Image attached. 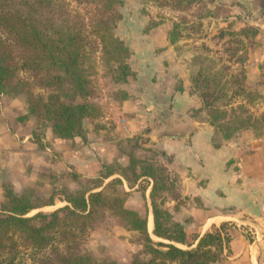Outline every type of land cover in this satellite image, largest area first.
Instances as JSON below:
<instances>
[{
    "label": "trees",
    "instance_id": "16d2710c",
    "mask_svg": "<svg viewBox=\"0 0 264 264\" xmlns=\"http://www.w3.org/2000/svg\"><path fill=\"white\" fill-rule=\"evenodd\" d=\"M72 1L75 8L65 0H0V95L25 96L27 114L19 120L35 121L31 135L38 148L46 145L43 141L47 127L52 129L54 139L86 142V121L97 120L103 115L102 106L93 97V81L89 74L95 64L107 68L116 84L127 83L134 74L128 63L129 47L115 33L122 19L120 8L124 1ZM149 1L183 10L204 2ZM174 37L175 34L170 44L176 41ZM201 77L199 74L195 82L204 90L201 92L202 110L208 111L209 124L224 139H231L240 130L253 128L254 122L249 125L252 116L242 113L243 107L228 111L217 106L222 100L218 94L222 89L216 88L210 93L206 88L209 84ZM238 83L248 87L247 75L244 74ZM116 98L123 103L129 95L119 91ZM132 138L123 142L129 143ZM131 144V149L137 146V143ZM161 154L166 155L165 152ZM128 164L127 167L117 166L116 170L108 163L102 164L96 175L88 177L72 173L71 179L77 189L67 192L55 182L46 200L36 194L33 187L18 191L11 183H3L0 264H27V259L29 264H115L97 261L82 249L98 222L111 218L142 235L144 251L149 258L144 262L136 257L137 264H214L219 261L224 243L229 241L226 225L190 241L183 226L174 221L157 200L159 190L168 191L167 184L173 182L171 170L168 172L167 167L157 165L154 158L136 160L132 153ZM126 171L133 172L134 181L153 180V233L161 241L154 240L148 233L145 218L125 206L126 193L119 192L118 187L125 181L131 184ZM174 176L178 180L177 175ZM56 194L63 196L60 200L66 205L51 213L39 211L28 216L34 210L55 205ZM23 250L29 251L26 259L21 256Z\"/></svg>",
    "mask_w": 264,
    "mask_h": 264
},
{
    "label": "rangeland",
    "instance_id": "374dc122",
    "mask_svg": "<svg viewBox=\"0 0 264 264\" xmlns=\"http://www.w3.org/2000/svg\"><path fill=\"white\" fill-rule=\"evenodd\" d=\"M65 1L75 8L72 0ZM123 1V6L120 8L122 19L118 23L115 33L129 47L128 63L134 74L127 83L116 84L111 79L107 68L100 64H93L94 68L89 70L93 81V97L102 106L103 115L97 120L86 121L87 139L86 144L81 148L87 154L91 151L90 154L98 157V154H95L94 145L91 143H100L103 139L112 138L116 140V143H113L114 146L110 150L108 149V160L102 162L100 167L107 163L115 170L117 166H129V154L132 153L136 160L154 158L157 165L161 164L167 167L168 172L171 170L172 172L169 173L173 182L167 184L168 191L159 190L157 200L162 204V208L172 215L173 220L183 226L190 236L189 240L193 242L194 237L200 235L203 229L200 225L192 223V216H188L187 209H191L196 203L181 192L180 174L172 168L174 159L171 160L172 156L166 152V155H162L161 153L164 151L150 145V135L154 134L153 131L143 130L133 136L126 137V132L122 131V128L120 130L117 128V121L121 119L119 107L122 101L118 100L116 95L119 91H126L129 98L139 97L148 101L147 92L149 94V91L147 90H151L154 85L155 87L166 85V87L170 86L175 90H183L184 79H189V92L197 98L200 105L198 109L193 110V115L202 116L209 123L208 111L202 110L201 92L204 91L203 87L199 86L198 88L195 82L201 74V79L205 80L209 86L201 82L200 84H204L210 93L216 88L222 89L218 93L222 100L216 103L217 106L228 111L241 106L244 108L242 113L248 112V115L252 116L249 125H253L252 122L255 124L253 128L240 130L228 140L224 139L222 134L211 126L214 129L213 143L215 145L218 143H250L251 140L256 139L264 143V95L256 85L247 87L245 84L239 85L238 83V81H242L244 74L247 75V65L250 62L253 49L257 43L264 39V33L260 26L264 13L258 12L254 0H204L201 6L187 10L176 6L163 7L149 0ZM210 12L211 14H209ZM173 34H175L176 41L174 44H170ZM214 79L217 81L215 82ZM217 82H219L218 85ZM0 96H4L1 103L8 119L17 123L22 131L31 133L36 127L35 121L33 119L19 120V117L27 114L25 96ZM178 117L181 118L180 115ZM164 119L166 118L160 117L163 123H165ZM47 131H51L53 136L50 127L46 128L45 136ZM168 131L169 135L178 133V136H183L186 133L184 129L179 132L171 129ZM88 137L94 140L99 138L94 142L93 140L89 142L90 138ZM127 138H132V141L124 143L123 141ZM131 143H137V146L131 149ZM119 144L121 147H118ZM94 147L100 151L101 147L97 145ZM52 152L54 153V150ZM78 154L81 155L80 152ZM80 158L70 149H66L61 155H53L48 170L39 169L38 165H34L36 170L30 169L29 175L24 180L20 179L17 182L22 187L15 189L19 191L24 187H33L36 194L44 200L52 194L55 182L67 192L75 190L77 185L72 181L71 174L79 173L78 171L82 170ZM96 169L94 172L97 174L98 170ZM84 172L79 174L85 177L88 172ZM126 174L131 180V184L129 185L125 181L118 187L119 192L126 193L125 206L137 211L145 218L148 222V233L154 240L161 241L153 233L154 226L152 229L149 228V222L151 220L153 222L151 199L153 180L143 178L134 181L132 171H126ZM5 182L11 183L9 181L3 183ZM62 198L61 194H56L55 205L34 210L28 216H33L39 211L51 213L63 207L66 202H62L60 200ZM214 230L212 229V232ZM177 246L188 248L187 245L177 244ZM82 249L100 262L137 264L136 257L144 262L149 258V255L144 251L142 235L112 218L98 222L83 243ZM21 256L24 259L28 258L29 251L23 250ZM27 264H29L28 259Z\"/></svg>",
    "mask_w": 264,
    "mask_h": 264
},
{
    "label": "crops",
    "instance_id": "0c3cea01",
    "mask_svg": "<svg viewBox=\"0 0 264 264\" xmlns=\"http://www.w3.org/2000/svg\"><path fill=\"white\" fill-rule=\"evenodd\" d=\"M261 19L264 33V16ZM262 40L253 49L247 65V82L256 85L264 95ZM188 80L184 79L183 90L154 85L147 90L148 101L130 96L119 107L121 119L117 128H122L126 137L143 130L153 131V135L149 132L150 145L173 156L172 168L180 174L181 192L196 203L187 211L192 223L203 229L200 235L226 225L229 241L224 243L221 258L215 264H264V143L256 139L250 143L215 145L213 127L204 117L193 115L200 105L189 92ZM3 98L0 96V207L5 201L4 181L21 188L17 182L24 180L30 169L36 170L34 165L48 170L53 155H61L66 149L81 157L82 170L78 172L87 171L85 177L96 175L94 170H99L98 166L108 160V149L116 143L112 138L91 143L101 147L99 151L93 146L98 157L82 150L86 142L54 139L51 131L46 133L45 147L38 148L31 133L22 131L8 119L1 103ZM160 117L166 118L165 123ZM170 129L176 132L184 129L186 133L169 135ZM88 138L94 142L99 137Z\"/></svg>",
    "mask_w": 264,
    "mask_h": 264
},
{
    "label": "water",
    "instance_id": "95a60500",
    "mask_svg": "<svg viewBox=\"0 0 264 264\" xmlns=\"http://www.w3.org/2000/svg\"><path fill=\"white\" fill-rule=\"evenodd\" d=\"M256 1V9L260 14L264 13V0H254Z\"/></svg>",
    "mask_w": 264,
    "mask_h": 264
},
{
    "label": "bare ground",
    "instance_id": "6f19581e",
    "mask_svg": "<svg viewBox=\"0 0 264 264\" xmlns=\"http://www.w3.org/2000/svg\"><path fill=\"white\" fill-rule=\"evenodd\" d=\"M150 229L153 228V222H150V226H149Z\"/></svg>",
    "mask_w": 264,
    "mask_h": 264
}]
</instances>
